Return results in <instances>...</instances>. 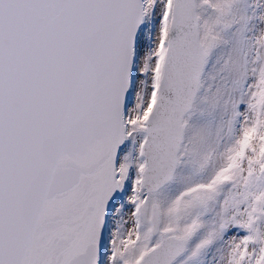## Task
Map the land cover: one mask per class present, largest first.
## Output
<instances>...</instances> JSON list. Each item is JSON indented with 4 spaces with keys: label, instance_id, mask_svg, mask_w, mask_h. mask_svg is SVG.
I'll return each instance as SVG.
<instances>
[{
    "label": "snow or ice",
    "instance_id": "1",
    "mask_svg": "<svg viewBox=\"0 0 264 264\" xmlns=\"http://www.w3.org/2000/svg\"><path fill=\"white\" fill-rule=\"evenodd\" d=\"M0 264H264V0H0Z\"/></svg>",
    "mask_w": 264,
    "mask_h": 264
}]
</instances>
